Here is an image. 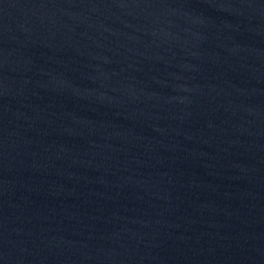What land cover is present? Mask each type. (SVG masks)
<instances>
[{
  "label": "water",
  "instance_id": "obj_1",
  "mask_svg": "<svg viewBox=\"0 0 264 264\" xmlns=\"http://www.w3.org/2000/svg\"><path fill=\"white\" fill-rule=\"evenodd\" d=\"M0 264H264V0H0Z\"/></svg>",
  "mask_w": 264,
  "mask_h": 264
}]
</instances>
